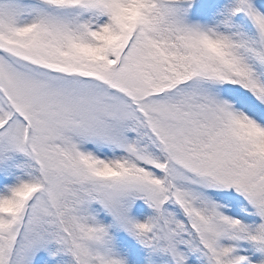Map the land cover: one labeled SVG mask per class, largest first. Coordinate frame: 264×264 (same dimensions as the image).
Masks as SVG:
<instances>
[{
    "label": "snow or ice",
    "instance_id": "snow-or-ice-1",
    "mask_svg": "<svg viewBox=\"0 0 264 264\" xmlns=\"http://www.w3.org/2000/svg\"><path fill=\"white\" fill-rule=\"evenodd\" d=\"M0 264H264V0H0Z\"/></svg>",
    "mask_w": 264,
    "mask_h": 264
}]
</instances>
